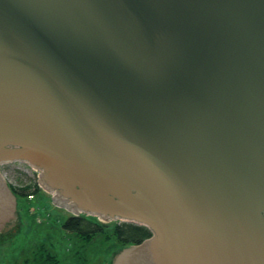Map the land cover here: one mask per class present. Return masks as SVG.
<instances>
[{
  "label": "water",
  "instance_id": "water-1",
  "mask_svg": "<svg viewBox=\"0 0 264 264\" xmlns=\"http://www.w3.org/2000/svg\"><path fill=\"white\" fill-rule=\"evenodd\" d=\"M13 161L73 215L149 228L110 264H264V0H0ZM16 206L0 173L4 232Z\"/></svg>",
  "mask_w": 264,
  "mask_h": 264
},
{
  "label": "rangeland",
  "instance_id": "rangeland-1",
  "mask_svg": "<svg viewBox=\"0 0 264 264\" xmlns=\"http://www.w3.org/2000/svg\"><path fill=\"white\" fill-rule=\"evenodd\" d=\"M0 169L8 184L18 190L29 186L28 190L35 191V184L40 187L33 199L20 194L17 197L18 218L0 235V264H38L34 258L41 246L55 254L60 264H110L113 254L126 248H120L113 233L116 221H104L109 225L95 233L91 241L66 229L63 225L73 214L50 201L52 194L40 185L37 171L30 166L9 162L1 164Z\"/></svg>",
  "mask_w": 264,
  "mask_h": 264
},
{
  "label": "trees",
  "instance_id": "trees-1",
  "mask_svg": "<svg viewBox=\"0 0 264 264\" xmlns=\"http://www.w3.org/2000/svg\"><path fill=\"white\" fill-rule=\"evenodd\" d=\"M28 187L29 186L23 187L21 190L14 188V191L20 195L29 197L31 194L35 195V192L40 189V187L36 184L35 191L28 190ZM108 225L109 223H104L97 217L82 214L78 216H69L63 226L68 230L79 233L86 241H91L95 233L99 230L104 231V228ZM114 226L113 233L120 245V248L140 244L152 235L148 227L132 222L116 221ZM34 261L38 264H60L58 257L51 251L47 250L45 246H41L38 249V252L35 254Z\"/></svg>",
  "mask_w": 264,
  "mask_h": 264
},
{
  "label": "flooded vegetation",
  "instance_id": "flooded-vegetation-1",
  "mask_svg": "<svg viewBox=\"0 0 264 264\" xmlns=\"http://www.w3.org/2000/svg\"><path fill=\"white\" fill-rule=\"evenodd\" d=\"M13 162H19V161H13ZM7 163H8V162H7ZM20 163L26 164V165L30 166V167L32 168V170L37 171V175H38V178H39V174L41 173L39 170L33 168L31 165H29V164L26 163V162H21V161H20ZM3 164H5V163H3ZM0 173H1V169H0ZM1 175H2V173H1ZM11 187H12V186L10 185V188H11ZM14 188H15V187H12V191H14ZM14 192H15V191H14ZM15 195H16L17 197L19 196V194L16 193V192H15ZM81 215H82V214H81ZM88 216H90V215H88ZM4 228H5V224L0 222V235L3 234V232H4Z\"/></svg>",
  "mask_w": 264,
  "mask_h": 264
},
{
  "label": "built area",
  "instance_id": "built-area-1",
  "mask_svg": "<svg viewBox=\"0 0 264 264\" xmlns=\"http://www.w3.org/2000/svg\"><path fill=\"white\" fill-rule=\"evenodd\" d=\"M34 197H35L34 194H31V195L29 196L30 199H33Z\"/></svg>",
  "mask_w": 264,
  "mask_h": 264
},
{
  "label": "bare ground",
  "instance_id": "bare-ground-1",
  "mask_svg": "<svg viewBox=\"0 0 264 264\" xmlns=\"http://www.w3.org/2000/svg\"><path fill=\"white\" fill-rule=\"evenodd\" d=\"M12 188V187H11ZM17 197V196H16Z\"/></svg>",
  "mask_w": 264,
  "mask_h": 264
}]
</instances>
